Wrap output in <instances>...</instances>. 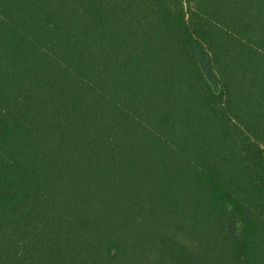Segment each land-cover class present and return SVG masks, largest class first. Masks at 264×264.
<instances>
[{
    "label": "trees",
    "instance_id": "1",
    "mask_svg": "<svg viewBox=\"0 0 264 264\" xmlns=\"http://www.w3.org/2000/svg\"><path fill=\"white\" fill-rule=\"evenodd\" d=\"M0 264H264V0H0Z\"/></svg>",
    "mask_w": 264,
    "mask_h": 264
}]
</instances>
